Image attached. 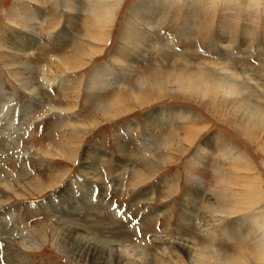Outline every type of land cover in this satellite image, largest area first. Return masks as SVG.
Instances as JSON below:
<instances>
[{
  "label": "rangeland",
  "instance_id": "1",
  "mask_svg": "<svg viewBox=\"0 0 264 264\" xmlns=\"http://www.w3.org/2000/svg\"><path fill=\"white\" fill-rule=\"evenodd\" d=\"M89 1L0 0V234L24 246L0 237V264H90L57 249L67 225L132 264H264V0H122L100 40Z\"/></svg>",
  "mask_w": 264,
  "mask_h": 264
},
{
  "label": "bare ground",
  "instance_id": "2",
  "mask_svg": "<svg viewBox=\"0 0 264 264\" xmlns=\"http://www.w3.org/2000/svg\"><path fill=\"white\" fill-rule=\"evenodd\" d=\"M67 1H68V3H71V5H72V2H76V0H67ZM121 1L122 0H106V1L105 0H90L89 3H88V10H89V14H90V18H89V22H88L89 25L86 26V31H85V34L84 35L85 36H89L91 39H97V40H100L101 38H104L105 37V30H107V23H108L109 20L112 19L113 14L118 9V6L120 5ZM67 10H69V13H72L74 9L72 10V9H69L68 8ZM149 12L150 11L145 12L144 14H142V16L145 17L144 19H146V20L148 19L149 22L152 23L155 20V17H151V16L154 15V14H152L153 13L152 11L150 13ZM87 16H89V15H87ZM43 18H44V16L42 14L41 19L39 21H37L38 26L41 25ZM29 24L33 26L34 24H36V22H35V20L33 21V19H32V20H29ZM183 27H185V25ZM144 28L146 30L147 29L150 30L152 27H151V25H146V26H144ZM29 32H30L29 35L32 36V34H31L32 31L29 30ZM10 42L11 43L8 42L7 43L8 45L6 47H4V48H6L8 51L14 52L17 57L18 56L21 57V56L26 55V48L29 47V45L30 46L32 45V47H33L32 49H35V48L38 47V46H36L37 45V42H35V40H33L31 37L30 38L29 37L27 38V43L28 44L26 43V40H20L19 41L20 44L19 43H13L12 41H10ZM21 46H26V48L24 47L25 48L24 49ZM127 58H129V57H127ZM63 60H64V58H63ZM120 61L121 62H126L127 61L126 60V57L123 58V59H121ZM16 65H20V64H14V63L11 64V66H16ZM120 66L121 65H119V63H118V67L119 68H120ZM97 74L98 73H94L92 75V77H91L92 78V82H91V86H90V92H91V89L92 90L93 89H96L95 86H96V84L98 82L103 81L101 79V77H99L100 76V73H99V76ZM20 85H22V84H20ZM20 88H22L23 90H28L29 91L28 94H30L29 97H30V99L32 101L35 102V101H37L39 99L35 95V93L32 92L33 90L30 89V87L29 88L28 87L27 88L26 87H24V88L23 87H20ZM124 103H125L124 97H118V98H116V101L113 102V105L111 107L112 108H117V107L119 108L121 105H125ZM29 107H30V105L29 104L28 105L26 104L25 110L28 109ZM151 127H155V126H152L149 123L144 124L143 130L145 131L146 137L149 135L148 134L149 132H151V133L153 132V128H151ZM165 143L167 145L169 144V142H165ZM70 145H74V146L73 147H70ZM75 146H76L75 144H70V142H68V141H67V143H66V141H63V143H61V144L59 143L58 150L61 152L60 153L61 155H62V153L64 151L65 154L67 152L68 154H72V156H74V153H75L74 151L76 150V147ZM48 149L50 150L49 147H48ZM59 151H57V152H59ZM46 152L48 153L50 151H46ZM87 153H89V154L85 155V162L86 163L82 166V172L84 173L83 175H85L87 178H90V179L99 180L100 178L98 179V174H97V172L94 169L95 167L91 163V160L93 159V156H94L93 154L94 153H92V151H88ZM52 181L54 183L49 184V185H53L54 186L57 183V179L56 180H52ZM39 183H37V184H39ZM0 187H1V189H4L5 191H9L10 190L8 186L3 185V184H0ZM34 187H36V186H34ZM45 188L46 187L45 186L43 187V184H40L38 186V190H44ZM81 202L82 201H80V202H77V201L74 202L73 200H69L67 202V205L70 207V211L71 212H75L76 210H78L77 208L81 204ZM185 208H187V207H185ZM185 208H184V210L181 211V215H182V218L181 219H183L184 221H188V217H190L189 215L192 212L189 213V211L187 209L185 210ZM76 227H77L76 225H75V227H72V226L68 227V225H67V228L65 227L66 228V234L64 233V235L62 236V238L61 239L60 238L58 239L59 242L57 241L58 242L57 246L60 248L59 249L57 247V249L58 250H61V252H63L65 255H68V257L77 259L79 262H86L87 260H90V264H132L131 261L129 260V258H127L126 256L125 257L121 256V253L120 254H117V251H115V250L113 251V247H116V246L117 247H119V246L120 247H123V244H125V241L124 242L121 241L120 243L118 241L119 244L118 243L115 244V242H106V241L105 242H102V241H99V239L98 240L95 239L96 237L93 238L95 236L93 233H91V237L83 236V234H81V233H84V234L89 233L90 234L89 230H81L78 227L77 228ZM81 227L82 226H80V228ZM0 232H2L1 229H0ZM1 235L4 236V233L0 234V237H1ZM36 235H37V239L38 240H41L42 239V237H41L42 235H40L39 233L36 234ZM1 238H4V242H6L7 246L14 247V248H17V249H20V250L22 248H24V246L22 244H20V243L11 242L10 236H9V238H8V236L1 237ZM2 240L3 239H1V241ZM174 244H175V246L179 250L188 251V250L191 249V247H189V245H188L189 242L186 241V240H183V239L180 240V241H178V242H174ZM53 245H55V244H53ZM115 257H116V261H115V263H112V259H114ZM142 257L144 258V260H146L147 262H149V264H155V262H156L155 258L152 257L151 255L149 256L147 254H143ZM17 263L18 264H23V263H21V259L18 260V261H16V264Z\"/></svg>",
  "mask_w": 264,
  "mask_h": 264
},
{
  "label": "crops",
  "instance_id": "3",
  "mask_svg": "<svg viewBox=\"0 0 264 264\" xmlns=\"http://www.w3.org/2000/svg\"><path fill=\"white\" fill-rule=\"evenodd\" d=\"M50 16H52V15H50V13L49 14H47V16H45V19L44 20H50L52 17H50Z\"/></svg>",
  "mask_w": 264,
  "mask_h": 264
}]
</instances>
